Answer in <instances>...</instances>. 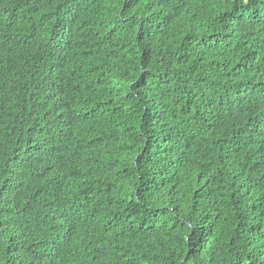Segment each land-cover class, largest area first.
Here are the masks:
<instances>
[{"label": "trees", "instance_id": "trees-1", "mask_svg": "<svg viewBox=\"0 0 264 264\" xmlns=\"http://www.w3.org/2000/svg\"><path fill=\"white\" fill-rule=\"evenodd\" d=\"M0 264H264V0H0Z\"/></svg>", "mask_w": 264, "mask_h": 264}]
</instances>
